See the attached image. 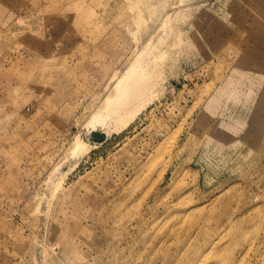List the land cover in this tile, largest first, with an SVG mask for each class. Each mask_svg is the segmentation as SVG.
<instances>
[{"label": "rangeland", "instance_id": "rangeland-1", "mask_svg": "<svg viewBox=\"0 0 264 264\" xmlns=\"http://www.w3.org/2000/svg\"><path fill=\"white\" fill-rule=\"evenodd\" d=\"M0 264H264V0H0Z\"/></svg>", "mask_w": 264, "mask_h": 264}, {"label": "bare ground", "instance_id": "bare-ground-1", "mask_svg": "<svg viewBox=\"0 0 264 264\" xmlns=\"http://www.w3.org/2000/svg\"><path fill=\"white\" fill-rule=\"evenodd\" d=\"M133 54H134V53H133ZM134 56H135V55H134ZM130 68H131V67H130ZM127 71H130V70L128 69ZM129 74H130V72H129ZM129 74H128L127 77H126L125 74L122 75L124 78H125V77H126V78H125V79H124V78H120V79H122V81H123V80H127V78H129ZM122 76H121V77H122ZM138 78H139V77L136 78V81L138 80ZM120 79H119V80H120ZM133 80H134V79H133ZM122 81H120V82L118 81V83L122 84V83H121ZM118 83H117V84H118ZM118 85H119V84H118ZM109 99H110V98H109ZM111 99H112V98H111ZM111 99H110V100H111ZM106 100H107V98H106ZM103 102H104L105 104L109 103L108 100H107V102H106V101H103ZM110 103H111V101H110ZM110 103H109V105H110ZM106 106L108 107V105H106ZM113 106H114V105H113ZM107 107H106V108L103 107V108H105V109H109V110H110L111 107H110V108H109V107L107 108ZM99 108H100V107H99ZM95 109H97V108H95ZM111 110L113 111L114 109H111ZM94 112H95V111H94ZM97 112H98V111H97ZM94 115H95V114H94ZM73 145H76V143L73 144ZM73 145H72V146H73ZM79 145H80V144H79ZM77 148H78V147H77ZM77 148H76V150H78ZM73 149H74V147H73ZM76 150H75V151H76Z\"/></svg>", "mask_w": 264, "mask_h": 264}]
</instances>
